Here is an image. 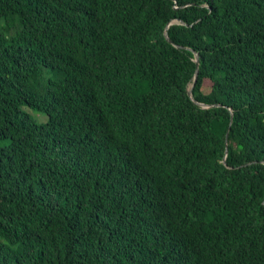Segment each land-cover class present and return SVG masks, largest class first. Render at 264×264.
<instances>
[{
	"label": "trees",
	"instance_id": "obj_1",
	"mask_svg": "<svg viewBox=\"0 0 264 264\" xmlns=\"http://www.w3.org/2000/svg\"><path fill=\"white\" fill-rule=\"evenodd\" d=\"M2 141L0 264H264V0H0Z\"/></svg>",
	"mask_w": 264,
	"mask_h": 264
},
{
	"label": "water",
	"instance_id": "obj_2",
	"mask_svg": "<svg viewBox=\"0 0 264 264\" xmlns=\"http://www.w3.org/2000/svg\"><path fill=\"white\" fill-rule=\"evenodd\" d=\"M196 61H197V65L199 64V57L197 56L196 57ZM197 76H198V70L196 72V75H195V81L197 80ZM189 94L192 96V89L189 90Z\"/></svg>",
	"mask_w": 264,
	"mask_h": 264
},
{
	"label": "rangeland",
	"instance_id": "obj_3",
	"mask_svg": "<svg viewBox=\"0 0 264 264\" xmlns=\"http://www.w3.org/2000/svg\"><path fill=\"white\" fill-rule=\"evenodd\" d=\"M7 144V141H2V142H0V145H6Z\"/></svg>",
	"mask_w": 264,
	"mask_h": 264
}]
</instances>
